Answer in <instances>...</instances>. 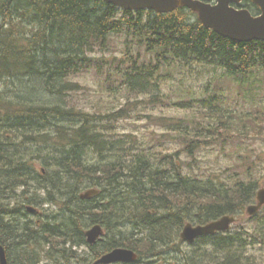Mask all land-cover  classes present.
<instances>
[{
    "label": "trees",
    "instance_id": "trees-1",
    "mask_svg": "<svg viewBox=\"0 0 264 264\" xmlns=\"http://www.w3.org/2000/svg\"><path fill=\"white\" fill-rule=\"evenodd\" d=\"M242 7L259 13L250 2ZM92 71L108 89L149 95L150 102L159 97V104L166 89L175 88L173 105L190 115L155 117L169 141L152 143L119 131L126 119L121 110L91 112L75 101L83 89L79 76ZM201 76L208 80L195 98L187 83ZM7 77L21 80L22 93L33 99L13 102L6 90L0 92V148L20 138L19 146L38 143L49 150L42 164L23 161L22 154H9V161L0 154L1 182L29 196L23 211L0 206V244L9 264H41L55 256L66 263L85 261L77 250L84 246L95 261L127 247L139 253L135 264H264V209L249 219L252 224H235L192 245L180 238L188 222L242 219L256 200L259 182L250 165L241 175L238 165L228 168L223 178L221 172L202 171L199 155L246 138L231 121L225 85L258 89L264 82V41L224 38L184 6L164 14L122 10L102 0H0V82ZM66 95H72V104L64 107ZM253 154L247 149L238 160L251 162ZM32 181L47 191L57 212H29L43 205L41 192L24 189ZM90 188L99 193L82 198ZM20 214L31 222H14L13 215ZM94 224L105 234L91 246L86 231ZM164 246H171L168 256Z\"/></svg>",
    "mask_w": 264,
    "mask_h": 264
},
{
    "label": "rangeland",
    "instance_id": "rangeland-1",
    "mask_svg": "<svg viewBox=\"0 0 264 264\" xmlns=\"http://www.w3.org/2000/svg\"><path fill=\"white\" fill-rule=\"evenodd\" d=\"M99 75L96 72H88L84 75L79 76L78 80L83 85L82 91L75 93L74 97L77 98L78 106L84 110L91 112H101L106 113L109 111H119L121 110V115L126 118L120 122L119 131L127 133H135L140 137H143L147 142L151 141L152 143L161 138L167 139V137L162 136V132L166 131V128L156 121L155 117L159 115L165 116H175L181 114H189V111L182 110L178 106L173 105L177 91L173 88V91L170 92L166 89L167 97L165 101L159 104V97L155 102H150L151 97L149 95L140 94L138 92H126L121 91L120 89L113 88L108 89L99 82ZM208 77L201 76V80H194L187 83V85H192L190 90H193L194 97L198 98L200 92L203 89L202 84L206 83ZM21 80L9 79L8 77L0 82V92L4 93L5 98H11L13 102H23L28 103L32 101L33 94L31 93H22L23 86L21 85ZM260 83V82H259ZM25 84H28L27 82ZM225 99L229 104V109L233 113L231 121H234L238 129L243 130L246 134V138L241 140H236L235 143L229 144L226 147L222 148L219 146L210 147L208 150H205L200 153V166L202 171L219 173L223 178H226L227 169H236L238 165L239 174L241 175L245 169L250 165L251 172L254 173L255 178L259 182L258 189L264 187V82L260 83L258 89L255 92L249 90L239 89L238 87H233L232 85H225ZM4 90V91H3ZM41 94V93H39ZM72 95H66L61 99L62 104L65 106H71L72 104ZM21 97V98H18ZM50 95L44 98V100H50ZM52 98V97H51ZM37 102V101H36ZM195 108H201L200 103H194ZM73 118L70 119V121ZM196 120L202 121V116L196 117ZM71 125L75 124L74 121L70 123ZM2 129L0 122V130ZM13 133V132H11ZM7 134V132H5ZM14 134V133H13ZM169 141V139H167ZM15 142L16 145H9V143ZM20 138L15 141H4L5 145L0 148V154L5 155L8 158V161L11 159V153H17L24 155L23 161L35 160L42 164L43 161H46V157L49 154L48 147L46 145H40L38 143H28L25 146H19ZM18 143V144H17ZM160 143V142H159ZM249 149L254 152L251 162L245 160H238V155L245 153ZM87 157V154H86ZM239 162V164H238ZM38 169L43 168V175L46 174L45 167L38 164ZM37 169V168H36ZM34 175L36 171L30 169ZM201 171V172H202ZM225 172V173H224ZM236 170L234 171V173ZM25 175V174H24ZM4 178V174H0V206L7 208L9 210L16 207H21L26 205V199L29 198L28 193L23 194L17 190L12 189V187L7 189V181L2 183L1 179ZM23 187V186H22ZM41 187V186H40ZM38 183L32 181L29 187L24 188L31 194H35L37 190L41 192L43 196V205H39L36 208L38 213L42 215L47 213V210L50 209L52 213L57 212V205L55 203L49 202V196L45 189L40 188ZM14 222L17 220L21 224H26L31 220L23 215H13ZM30 218H35V215L32 214ZM240 224H252L249 221L248 215L245 213L244 217L240 220ZM90 228V227H89ZM187 245V244H185ZM185 249V248H183ZM79 255L81 257L87 258L84 259H72L69 263H66L63 260H60L59 256L52 258L46 257L43 259L41 264H94L95 256L86 246L78 248ZM171 246H164L162 249L165 256L170 254ZM174 252L178 250L172 249ZM11 259L15 258L18 250H12ZM257 257L260 258L261 254L256 253ZM80 260V261H79Z\"/></svg>",
    "mask_w": 264,
    "mask_h": 264
},
{
    "label": "water",
    "instance_id": "water-1",
    "mask_svg": "<svg viewBox=\"0 0 264 264\" xmlns=\"http://www.w3.org/2000/svg\"><path fill=\"white\" fill-rule=\"evenodd\" d=\"M125 10L152 9L159 13H168L179 6H187L199 12L200 20L207 27L212 28L217 34L229 38L232 41L247 43L254 40L264 41V0H251L260 8V15L254 16L249 10H237L231 6L242 0H103ZM213 1L214 3L208 2ZM98 193L97 189H91L82 194L84 198H90ZM257 204L250 205L247 212L255 215L264 205V188L257 193ZM236 221L235 216H224L203 225L187 223L181 232V238L193 243L197 238L220 231H227ZM104 234L103 228L96 225L86 233L90 244ZM137 254L129 249L119 248L112 254L105 255L104 262H134ZM1 264H8L5 255H1Z\"/></svg>",
    "mask_w": 264,
    "mask_h": 264
},
{
    "label": "bare ground",
    "instance_id": "bare-ground-1",
    "mask_svg": "<svg viewBox=\"0 0 264 264\" xmlns=\"http://www.w3.org/2000/svg\"><path fill=\"white\" fill-rule=\"evenodd\" d=\"M84 193V192H83ZM82 193V194H83ZM82 194H81V197H82ZM84 198V197H82ZM86 199H89V198H86ZM38 210V209H37ZM96 225H100V224H94L93 226H91L90 228H88L87 230L91 229L92 227L96 226ZM102 227V225H100ZM103 228V227H102ZM121 248V247H119ZM119 248H116V249H119ZM116 249H113V250H110L106 253H104L100 258H98L96 261H95V264H114V262H104V261H101L102 258L107 255V254H112ZM5 255L6 258H8L7 256V252H6V249L4 248L3 245L0 246V263H1V255Z\"/></svg>",
    "mask_w": 264,
    "mask_h": 264
}]
</instances>
